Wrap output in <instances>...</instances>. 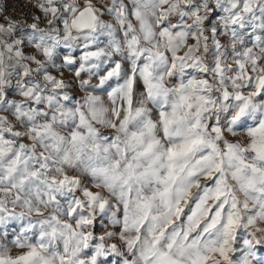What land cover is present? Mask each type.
Wrapping results in <instances>:
<instances>
[{
  "label": "snow or ice",
  "instance_id": "1",
  "mask_svg": "<svg viewBox=\"0 0 264 264\" xmlns=\"http://www.w3.org/2000/svg\"><path fill=\"white\" fill-rule=\"evenodd\" d=\"M0 0V264H264V0Z\"/></svg>",
  "mask_w": 264,
  "mask_h": 264
},
{
  "label": "built area",
  "instance_id": "2",
  "mask_svg": "<svg viewBox=\"0 0 264 264\" xmlns=\"http://www.w3.org/2000/svg\"><path fill=\"white\" fill-rule=\"evenodd\" d=\"M21 11L20 4L17 3V0H7V14L16 15Z\"/></svg>",
  "mask_w": 264,
  "mask_h": 264
}]
</instances>
